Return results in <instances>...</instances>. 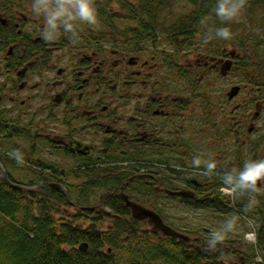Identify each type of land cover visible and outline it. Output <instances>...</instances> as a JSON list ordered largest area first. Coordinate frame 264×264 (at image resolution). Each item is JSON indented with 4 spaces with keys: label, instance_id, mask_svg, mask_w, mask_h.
Returning <instances> with one entry per match:
<instances>
[{
    "label": "flooded vegetation",
    "instance_id": "af4514ba",
    "mask_svg": "<svg viewBox=\"0 0 264 264\" xmlns=\"http://www.w3.org/2000/svg\"><path fill=\"white\" fill-rule=\"evenodd\" d=\"M31 4L32 0H0V118L12 112L11 122L21 129L18 135L27 129L19 124L23 118L29 119L28 126H37L39 134L53 122L54 134L39 136L66 156L90 160L69 170L92 172L103 166L112 175L131 171L126 180L115 179L117 195L200 204L210 195L225 197L231 190L224 182L226 173L249 160L264 159V125H259L264 93L256 87L257 100L233 104L246 89L234 83L230 87L240 90L232 99L226 91L217 97L226 96L225 108L219 101L214 106L208 96L212 74L225 79L235 71L222 75L221 64L228 58L224 49L201 53L187 65L189 74L179 76L170 68L174 63L156 51L147 53L143 38L125 37L127 30L108 28L110 24L99 22L108 29L102 34L77 29L75 37L61 32L57 39L45 40L44 17L34 14ZM237 59L236 54L233 66ZM162 65L168 68L165 76ZM195 99L201 102L200 110L194 107ZM226 106H231L229 111ZM247 106H254V113ZM39 115L41 120L34 122ZM98 152H118L111 159L118 161L112 166L93 162L105 160L92 156ZM195 157L201 158L200 165L193 164ZM208 160L216 163L211 173L206 170ZM57 184L56 189L64 186ZM257 187L264 193V179ZM181 190L186 195L166 192Z\"/></svg>",
    "mask_w": 264,
    "mask_h": 264
},
{
    "label": "trees",
    "instance_id": "16d2710c",
    "mask_svg": "<svg viewBox=\"0 0 264 264\" xmlns=\"http://www.w3.org/2000/svg\"><path fill=\"white\" fill-rule=\"evenodd\" d=\"M216 3L217 0H133L130 3L124 0L121 8L127 14L122 18L138 23V32L133 31L137 38H142L144 34L146 38L156 39L159 32H162L161 35L168 46L177 48L183 42L195 44V37L200 32L205 18L211 14L216 15L214 11ZM182 4L189 6L185 13L179 12ZM95 5L99 22L109 24L107 17L104 16L106 14L104 5L99 0H95ZM244 7L252 12H256L257 9L262 10L263 17L260 18V22H263L264 0H244ZM231 25H234L232 21ZM230 30H234L233 36L237 34L235 33L237 29L232 26ZM218 39L217 43H208L206 51L215 52L214 54L222 53L221 46L227 41H222L220 37ZM260 44L257 42L255 45L258 47ZM256 84L254 86L258 87ZM0 128L8 130L11 135H18L16 133L21 130L11 122V119L2 118H0ZM89 161L81 160V164L86 165ZM7 163L18 164L14 158ZM32 163L41 167L40 171L43 169L47 171L40 172L41 181L46 184L44 189H40V193L34 194L31 190H25L10 177H3L0 174V264H251L255 262V258L242 249H235L232 241H227L228 244L221 242L223 245L220 243L214 247L204 244L199 246L196 242L177 241L144 227L146 223L132 219L129 209L120 196L113 192L103 195L100 200V206L108 207L109 212L84 208L78 210L69 221H65L63 216L58 220L56 215L60 212V208L68 206L69 202L67 195L53 187L51 183L61 182L67 186L68 176L78 178L79 171L58 172L54 167H49L41 161ZM82 172L84 175H91L89 169ZM119 173H114L116 176L113 175V183L115 179L121 182L133 174L131 171L126 175ZM133 197L135 202H140L161 213L152 201L155 196L146 198L141 194H133ZM225 199L227 198L224 196L213 194L200 204L187 202L185 205L198 210L231 214L234 211L233 206ZM236 207L241 212L256 215L259 222L256 229L257 246L264 251V202L260 201L257 204L240 202ZM106 220H110L111 224L103 228L102 223ZM76 221H81V224H76ZM82 242L88 244L85 252L77 249ZM241 255L247 260L243 262L240 259L236 260ZM235 256L236 259L233 258ZM261 261L257 264H264V258Z\"/></svg>",
    "mask_w": 264,
    "mask_h": 264
},
{
    "label": "rangeland",
    "instance_id": "374dc122",
    "mask_svg": "<svg viewBox=\"0 0 264 264\" xmlns=\"http://www.w3.org/2000/svg\"><path fill=\"white\" fill-rule=\"evenodd\" d=\"M99 1L106 8L105 17H107L109 13L114 14V17H107V21L110 22V28L117 29L121 32L127 30L125 37L128 38H131L129 37L131 35L136 36L134 32H138V23L131 19L127 20L122 18L127 14V12H124L121 8V3H123L124 0ZM130 1L132 2L133 0H127L128 3H130ZM188 9L189 6L187 4H182L179 12L185 13ZM262 15V10L257 9L256 12H252L246 9V7L241 8L238 14L229 21L221 20L217 15L211 14L205 18L200 32L197 33V36L195 37V44L183 42L179 44L177 48H173L168 46L161 35L162 32H159L156 39L146 38L143 34L142 38L145 43L144 47H146L148 54H150V51L152 50L153 52L151 53L156 51L159 56L161 55L164 61L166 60V62L171 61L174 63L170 68L173 69L174 72L178 70L177 72L179 76H182L183 74L188 75L189 71L187 72V65H190V61L201 56V53H204L207 50L208 43L218 42L219 39L215 35V29L222 26H232V28L237 29V31H235L237 34L235 36L232 35L230 39L221 38L222 41H227L226 44H222L221 49H224L225 51L236 50L238 62L235 65V71L228 74L225 79L219 78V74H217L218 77L212 74L210 83L213 85L209 90L208 96L211 98V103L215 104L214 106L217 105L218 101L221 102V106H223L226 96L217 99L219 93L224 91L227 92L232 84L241 82L240 84L244 85L246 89L243 90L237 98L232 101V103L242 102L245 104L244 101H246V103L250 101L254 102L259 96L255 94L256 86L254 87V85L256 83L258 88L261 89L260 92L264 93V55H262L264 52V20L262 23L260 22V18L263 17ZM231 21L234 25H231ZM76 23L77 29L82 32L89 29L94 30L95 35L97 33L102 34L108 30L106 29L107 26L100 25L99 23L95 26L83 22ZM209 36L211 38H208ZM257 42L261 43L258 47L255 45ZM186 44L191 45L188 46ZM206 53H208V51H206L205 54ZM169 56H171V59H169ZM161 67L164 68L163 75L165 76L164 72L168 68H165L164 65ZM170 74L171 70H168L166 76H170ZM194 102L195 109L200 110L201 102L196 99ZM2 106L9 108L7 103H4ZM223 108H225V106H223ZM230 108L231 106H226L228 111ZM215 109H217V107H215ZM246 109H250L252 113L255 111L254 106H247ZM13 115L12 112L8 111V116H6V118L10 119ZM42 116L43 115H39L38 118L34 119V122L41 120ZM34 117L35 114L32 115L31 119ZM27 120L23 118L19 122L20 126L27 127V129L24 130V134L22 133L21 135H11L8 130L0 128V160H4L0 161V174L3 177H10L11 180H14V182L19 184V186H22L23 189L31 190L35 194L40 193V189H44L43 187H45L46 184L41 181L40 177L42 176V173L29 168L28 164H31L33 161H41L49 167H54L58 172H69L70 168L76 165H81V160L64 155L60 150L49 146L48 142L39 136L44 135L43 133L48 135L54 134L55 130H57V126L54 125L53 122H48L46 129L43 133L39 134L40 132L38 131L37 126H28ZM260 121H262L261 124H259L261 127L264 125V106ZM253 136L255 137L256 134ZM16 150L23 154L25 162L19 165L8 164L7 162H11V158H13L10 153ZM118 154V152H113L111 155L103 152L92 153V156H95V158L98 156L99 158L105 159L95 160L93 162H97L98 164L109 163L112 166L113 162H117L118 160L112 161L111 159L115 158ZM107 156L112 157L109 160H106ZM78 174V178L68 176L66 179L67 186L64 184V186L62 185L59 187L62 192L67 195L69 205L60 208V212L56 215L58 220L61 219L62 216L65 221L71 220V217L77 214V211L83 206L94 207L96 210L109 211L105 206L104 208L100 206L101 197L105 194H111V192H119L118 188L116 189V185L112 181L114 174L112 175V170L110 169L102 166L92 171L90 176L84 175L83 172H79ZM261 192L262 191L257 192V196H260L258 199L264 200V193ZM162 199L164 200L154 197L152 201L155 202L159 211L163 214L165 219L164 222L172 226L175 230L190 236L192 242H196L199 246H201V244H206V246L209 245L214 247L209 244L210 234L217 229H221L232 217H236V223L233 229L228 231L225 238L217 243L220 244L222 242L228 244L227 241H232L235 249H242L246 254L251 255V257L260 256L264 258V251L257 247V243L247 241L248 234L256 236V229L259 222L255 214L249 212H236L222 215L210 210L193 209L178 202L179 200L177 199ZM237 200L243 201V199L241 200L238 197L235 201ZM76 224H81V221H76ZM109 224H111V221L106 220L102 223V227L105 228V226ZM144 227L149 228L147 224ZM216 245L217 244H215V246ZM233 258L236 259L237 257L235 256ZM238 259L243 262L246 258L241 255V257L236 260ZM254 263L257 264L256 261Z\"/></svg>",
    "mask_w": 264,
    "mask_h": 264
},
{
    "label": "clouds",
    "instance_id": "9594fccd",
    "mask_svg": "<svg viewBox=\"0 0 264 264\" xmlns=\"http://www.w3.org/2000/svg\"><path fill=\"white\" fill-rule=\"evenodd\" d=\"M243 7L244 0H217L214 11L221 20H232ZM31 8L34 14L43 15L45 24L43 37L49 41L57 39L61 32L71 33L73 37L77 36L76 22L93 26L99 23L95 0H32ZM215 35L223 39H230L233 33L229 26H222L215 29ZM10 155L18 164L25 162L23 154L18 150ZM201 163L200 157L193 159V164L200 165ZM215 167L214 160L206 162L208 173H211ZM262 179H264V159L249 160L241 169H233L232 172H228L224 176V182L231 185V190L252 189L258 191L257 182ZM235 223L236 217H232L221 229L213 231L210 234L209 244L215 246L218 241H222L227 232L233 229Z\"/></svg>",
    "mask_w": 264,
    "mask_h": 264
},
{
    "label": "water",
    "instance_id": "95a60500",
    "mask_svg": "<svg viewBox=\"0 0 264 264\" xmlns=\"http://www.w3.org/2000/svg\"><path fill=\"white\" fill-rule=\"evenodd\" d=\"M230 54L231 56H234V53L232 51L230 52ZM232 63L233 62L230 59L223 61V64L220 67V71L222 75L223 74L225 75V73H227V71L230 70ZM239 90H240V87L234 85V87H232L226 95H228L229 99H232L235 96V94L238 93ZM166 192L168 194L176 193L178 195H181V194L186 195V192L184 190L177 191V192H174V191H166ZM120 195L122 196V199L124 200L125 205L130 209V212H131L130 215L134 219L146 220L148 225H151L153 230L162 233L164 236L172 237L180 241H185V242L189 241L188 236L182 233H178V231H176L172 227L168 226L167 224H164L163 220L158 214H156V212L142 206L141 204L135 203L134 201L130 200L128 196L124 193ZM86 248H88V245L86 243H82L79 245L77 249H79L81 252H85L87 250Z\"/></svg>",
    "mask_w": 264,
    "mask_h": 264
}]
</instances>
